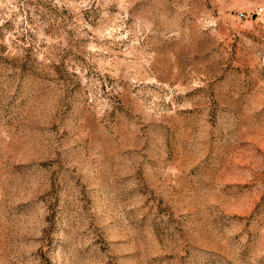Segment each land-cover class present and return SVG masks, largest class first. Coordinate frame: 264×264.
<instances>
[{"label":"rangeland","instance_id":"374dc122","mask_svg":"<svg viewBox=\"0 0 264 264\" xmlns=\"http://www.w3.org/2000/svg\"><path fill=\"white\" fill-rule=\"evenodd\" d=\"M0 264H264V0H0Z\"/></svg>","mask_w":264,"mask_h":264}]
</instances>
